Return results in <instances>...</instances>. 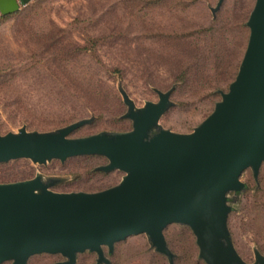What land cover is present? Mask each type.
<instances>
[{"label": "rangeland", "instance_id": "obj_1", "mask_svg": "<svg viewBox=\"0 0 264 264\" xmlns=\"http://www.w3.org/2000/svg\"><path fill=\"white\" fill-rule=\"evenodd\" d=\"M18 2V13L2 19L0 14V133L22 128L51 132L93 119L70 135L83 138L132 129L123 118L127 106L120 89L142 108L158 102L156 90L174 88V105L160 124L175 133H191L238 74L256 0H224L216 12L219 0ZM107 163L101 156L46 165L17 160L0 164V183L40 174L65 180L52 191L95 193L124 177L119 171L97 170ZM241 180L247 189L229 195L233 212L228 225L236 250L253 263L254 249L264 255V164L258 180L251 170ZM165 237L175 264H205L190 228L171 225ZM41 257L48 259V254ZM110 259L112 264H169L145 235L118 243Z\"/></svg>", "mask_w": 264, "mask_h": 264}, {"label": "water", "instance_id": "obj_2", "mask_svg": "<svg viewBox=\"0 0 264 264\" xmlns=\"http://www.w3.org/2000/svg\"><path fill=\"white\" fill-rule=\"evenodd\" d=\"M224 0H219L216 12ZM18 0H0V14L20 11ZM248 45L235 80L214 111L191 133H175L160 121L174 105V90H156L159 100L136 108L123 89L128 132L103 131L71 138L93 119L51 132L0 133V164L30 160L46 165L81 156H101L97 168L119 171L122 181L95 193H58L61 178L38 174L30 180L0 183V264H27L36 255H60L76 264L81 254L95 253L98 264L109 260L115 245L145 235L150 248L175 264L165 230L190 228L199 259L205 264H264L254 249L248 263L235 248L229 229L233 212L229 195L247 189L241 177L251 170L258 180L264 164V0H256L247 22Z\"/></svg>", "mask_w": 264, "mask_h": 264}, {"label": "flooded vegetation", "instance_id": "obj_3", "mask_svg": "<svg viewBox=\"0 0 264 264\" xmlns=\"http://www.w3.org/2000/svg\"><path fill=\"white\" fill-rule=\"evenodd\" d=\"M117 244L115 245V249H114V253L113 254L109 253V248L108 247H103L104 255H105V257L107 259H109V262H110L109 264H112V261H111L110 258H111V256H114ZM82 255H87V256L86 257L83 256L84 258L83 257L79 258V256H80L79 255L78 258H77L76 264H82L83 262H86V264H89L91 262H92V264H98V256H97V254L87 252V253L82 254ZM87 257H90V259H87ZM64 261H66V259L63 258L62 256L48 255V259L44 260L41 257V255H36V256L31 257L27 264H57V263H61V262H64ZM5 264H11V263L8 262V263H5ZM101 264H106V263L103 262Z\"/></svg>", "mask_w": 264, "mask_h": 264}, {"label": "trees", "instance_id": "obj_4", "mask_svg": "<svg viewBox=\"0 0 264 264\" xmlns=\"http://www.w3.org/2000/svg\"><path fill=\"white\" fill-rule=\"evenodd\" d=\"M12 15H14V14H12ZM9 16H11V15H6V16H4V15H1V19L2 18H6V17H9ZM85 257H86V255H84ZM84 258V257H83Z\"/></svg>", "mask_w": 264, "mask_h": 264}]
</instances>
